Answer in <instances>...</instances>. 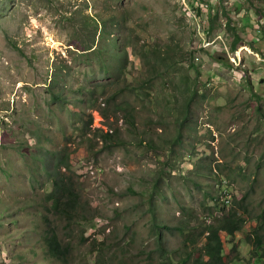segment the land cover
Instances as JSON below:
<instances>
[{
	"label": "rangeland",
	"instance_id": "obj_1",
	"mask_svg": "<svg viewBox=\"0 0 264 264\" xmlns=\"http://www.w3.org/2000/svg\"><path fill=\"white\" fill-rule=\"evenodd\" d=\"M207 1L0 0V264H162L157 233L173 264H194L205 227L233 209L247 222L222 237L224 260L264 264L248 244L264 233V0ZM155 66L165 74L142 88ZM197 72L201 94L176 141L182 79L193 88ZM91 116L112 139L88 138ZM59 177L84 217L47 213L70 246L64 263L24 205L28 182L42 199ZM226 188L232 205L220 208L209 194Z\"/></svg>",
	"mask_w": 264,
	"mask_h": 264
},
{
	"label": "trees",
	"instance_id": "obj_2",
	"mask_svg": "<svg viewBox=\"0 0 264 264\" xmlns=\"http://www.w3.org/2000/svg\"><path fill=\"white\" fill-rule=\"evenodd\" d=\"M232 48H235V45L232 46ZM159 50H154L153 53L148 52L147 55L149 57L156 58L160 54H158ZM157 63H161L160 59H156ZM151 76L148 77L144 82L141 83L142 88H144L147 84H152L154 80H157L155 77H163L165 72L162 70H159L157 66H155L151 70ZM160 75V76H159ZM189 76H186L182 79L184 84L188 85L189 92L187 93V97L183 101L184 109H181L180 112H183L182 120H181V127L179 129V132L177 134L176 141H179L182 137L181 130L183 129L184 120L189 118V116L192 113V107L191 105L195 103V101L198 100L199 95L201 94L199 89L197 88L195 84V80L198 82V72L197 76L192 80L193 82V88L189 87L190 84L188 83L189 79L187 78ZM191 82V83H192ZM186 94V93H184ZM145 98V97H144ZM126 121L132 122V125L134 124L133 115H126L125 116ZM105 140H109L113 138V134H105L103 135ZM150 142V141H149ZM149 144L154 145L152 142ZM62 163L64 164L65 162ZM55 186L57 187V191H55L53 194L49 195L48 198L52 199L50 200V210L55 214H60L62 217H65L66 219L69 218L71 220H76L78 222H82L84 217L82 214L79 213L78 204L81 200V197L78 192H76L71 186L65 185L62 183L61 180L56 181ZM212 198V197H211ZM214 199V198H212ZM245 212V209L242 210ZM91 219H86V222H89ZM245 223V219L239 215H237L236 212H234V209L226 216H224L223 220L218 223L217 225L211 224L207 225L205 227V231L208 233L206 235V242L203 244V255L195 259L194 264H227L224 260L226 250L224 247V242L220 236L221 231H225L229 236H234L237 231L242 230ZM155 225L158 224V221H154ZM48 229L45 231V236L42 237V239L45 240L47 246V255L52 260H58L61 263L66 262L67 256L70 252L69 245H63V243L59 240V237L56 233V230L52 223H50L49 218L47 221ZM161 230L162 227H159ZM165 229H168L169 231L176 230L178 232H185L186 227H184L182 224L175 226V228L165 227ZM204 231V230H203ZM188 236V234H186ZM200 238V237H199ZM157 241L159 245L157 246L159 249V254L162 258L164 256L166 257V260L164 259L162 261V264H173L172 259L169 257L170 254L167 251L165 246L161 244V234L157 233ZM187 242H191L194 244L196 241L194 239H184V246L182 247L183 252L185 253V256L181 261L187 262L192 257V251H189V245H187ZM248 243L251 248L250 250V256H256L259 259H264V233L261 232V229L258 228L254 229L253 236L248 237ZM236 246V245H235ZM235 246H233V249H235ZM259 251L260 254H257ZM125 255V253H124ZM203 256H208V260H205ZM246 263V259L239 258V256H235L230 262L232 264H242L243 261ZM236 261H240L235 263Z\"/></svg>",
	"mask_w": 264,
	"mask_h": 264
},
{
	"label": "clouds",
	"instance_id": "obj_3",
	"mask_svg": "<svg viewBox=\"0 0 264 264\" xmlns=\"http://www.w3.org/2000/svg\"><path fill=\"white\" fill-rule=\"evenodd\" d=\"M207 1V0H206ZM209 1H211V0H208L207 2H209ZM210 3H212V4H214L212 1L211 2H209V4ZM209 4H206V5H209ZM194 10L195 11H192L193 12V16L195 17V18H197V12L199 11V7L198 6H194ZM200 34H202V32L200 31L199 32ZM101 35V34H100ZM115 45H117V44H114L113 46H115ZM245 48V47H244ZM239 49H241V51L243 50L242 49V47H237L236 45H235V48L233 49V50H235V52H238V50ZM236 58V57H235ZM102 66L103 67H105L106 68V73L107 74H111L112 75V77L113 78H117V79H120V76H118V74L116 73L117 72V70L116 69H114V65L113 66H110L109 64H106V63H104V64H102ZM107 66V67H106ZM110 68H112L111 70H109ZM239 68H241V66H239ZM192 114V113H191ZM104 116H106L105 114H103ZM94 117H90V119H89V121L85 124V127H87V131L89 132V134H93V135H87L88 136V138H91V139H93V140H95L96 142H100V143H103V139L102 138H104L103 136H100L98 133L99 132H101L102 134L103 133H105V134H112V129L110 130V131H107V128H105V126H103V120H98L97 122H96V120H94L93 119ZM189 118H191L190 116H189ZM106 130V131H105ZM97 132V133H96ZM100 133V134H101ZM105 134H103V135H105ZM105 139V138H104ZM58 165H59V167H60V165L61 164H59L58 163ZM118 170H120V169H118ZM59 180H61L62 181V183L63 184H65V185H69L70 183H69V179L67 180V181H64L63 180V178H61V177H59V178H57L56 180H54V181H52V188H51V190L44 196V197H42V199H40V197L39 196H36V194L34 193V191H33V189L31 188V186H33L32 184H31V182H30V184H29V182H28V184H27V187L29 188V195H31L32 197L31 198H27L26 199V202H25V206H28L29 208H35L34 209V212L33 213H37V214H40V215H42V217H43V219H44V225L45 226H43V227H45V231L48 229V225H47V221H48V216H47V213L48 212H50L51 214H55V213H53L51 210H50V200H52V199H49L48 198V196L49 195H51V194H53L55 191H57V187L55 186V183H56V181H59ZM230 190H228L227 188L226 189H223V190H221V197L219 198H214V197H212V198H214V199H212L211 198V195L209 194V198H211L212 200H215L216 201V203H217V205L218 204H220L221 206H220V208H222V207H226V206H228L229 204H230V206L232 205V202H230V200H229V197H230ZM78 208H79V204H78ZM43 210H45V212L46 213H43ZM243 212V211H242ZM79 213H80V210H79ZM81 214V213H80ZM240 214V213H239ZM57 215V214H56ZM59 216H61L60 214H58ZM224 216V214H222V216L221 217H223ZM62 218H64V219H66L65 217H62ZM244 218V217H243ZM68 220H70L71 221V219H69V218H67ZM245 219V218H244ZM50 221V220H49ZM247 222V220L245 219V223ZM50 223H51V221H50ZM245 223H244V225H245ZM244 227V226H243ZM243 229V228H242ZM42 231H43V229H42ZM45 231H43V234L41 235V241L43 242V245H44V247L46 248V246H47V244H46V242H45V240L44 239H42V237L43 236H45ZM241 231V230H240ZM240 231H237V232H240ZM236 232V233H237ZM235 233V234H236ZM208 233L206 232V235H207ZM225 234L228 236V237H233V236H229L225 231H221L220 232V236H221V238L223 237V236H225ZM235 236V235H234ZM249 236H253V234H250ZM248 236V237H249ZM205 242H206V238H205ZM224 242V241H223ZM233 242H231L230 244H232ZM249 244V243H248ZM224 247H225V244H224ZM46 250H47V248H46ZM259 253V252H258ZM262 260H264V259H262ZM259 264H261V263H259Z\"/></svg>",
	"mask_w": 264,
	"mask_h": 264
}]
</instances>
